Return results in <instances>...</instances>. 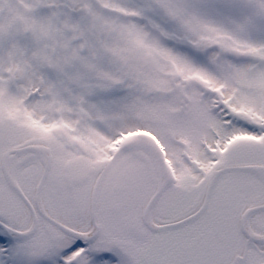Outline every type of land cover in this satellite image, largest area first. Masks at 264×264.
I'll use <instances>...</instances> for the list:
<instances>
[{
	"label": "snow or ice",
	"instance_id": "1",
	"mask_svg": "<svg viewBox=\"0 0 264 264\" xmlns=\"http://www.w3.org/2000/svg\"><path fill=\"white\" fill-rule=\"evenodd\" d=\"M0 264H264V0H0Z\"/></svg>",
	"mask_w": 264,
	"mask_h": 264
}]
</instances>
